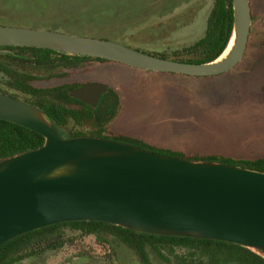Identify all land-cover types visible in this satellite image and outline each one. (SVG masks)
<instances>
[{"label":"water","instance_id":"95a60500","mask_svg":"<svg viewBox=\"0 0 264 264\" xmlns=\"http://www.w3.org/2000/svg\"><path fill=\"white\" fill-rule=\"evenodd\" d=\"M231 8L228 43L205 63L44 28L0 25V47L50 50L149 72L216 76L234 69L248 45L250 1L231 0ZM106 90L88 83L69 95L95 107ZM0 120L44 139L39 148L0 160V246L46 226L95 221L149 235L226 242L264 259V172L169 157L87 135L70 137L42 110L2 92Z\"/></svg>","mask_w":264,"mask_h":264},{"label":"rangeland","instance_id":"374dc122","mask_svg":"<svg viewBox=\"0 0 264 264\" xmlns=\"http://www.w3.org/2000/svg\"><path fill=\"white\" fill-rule=\"evenodd\" d=\"M99 1L104 7L100 22L73 25L70 30L77 32L74 35L115 41L142 53L169 57L203 36L213 2ZM176 2L177 6L172 7ZM36 3L38 0L25 6L17 0L11 7L0 0V25L30 27L35 19L18 13L5 17V11H32ZM253 5L250 7L251 11L254 8V25L245 56L256 51L263 57H250L248 63L242 59L227 73L195 77L149 72L111 61H90L84 68L70 71L67 78L38 80L33 85L52 88L88 81L115 87L120 108L116 120L106 126L108 136H128L156 149L185 155H222L236 158L230 159L237 162L244 161L237 159L240 157L263 155L264 63L253 61L264 60V0H253ZM36 74L44 75L40 71ZM0 89H6L1 75ZM66 128L73 132L92 131L89 125L78 127L72 123ZM66 236L68 243L60 250L19 264H140L131 251L111 238L115 256L109 259L107 246L97 243L95 237L69 231ZM150 258L151 264H164L152 254Z\"/></svg>","mask_w":264,"mask_h":264},{"label":"trees","instance_id":"16d2710c","mask_svg":"<svg viewBox=\"0 0 264 264\" xmlns=\"http://www.w3.org/2000/svg\"><path fill=\"white\" fill-rule=\"evenodd\" d=\"M34 1L21 0L23 4L19 5L26 6ZM249 1L250 6H254L253 0ZM3 3L14 7L17 0H3ZM38 3L36 9L32 11L26 9L24 13L8 9L10 12L5 11V17L8 16L7 14L18 13L17 15L21 16L25 14V17L35 19L31 22L30 28H44L73 34L77 33L70 30L73 25L100 22L104 12L99 0L94 3H88V0H38ZM175 6L177 2L172 7ZM253 10L251 28L254 25ZM232 19L231 0H213L204 34L200 39L173 52L170 57L156 54L154 56L185 63L210 62L225 49L231 33ZM0 50L18 53V55L0 54V75L6 83V89H0V92L42 110L58 127L66 128L67 124L72 123L73 126L89 125L92 128V131L87 133L67 130L70 137L88 134L87 136L90 137L127 144L169 157L220 162L264 172V158L237 162L223 158L221 155H185L182 152L156 149L132 137L106 135L105 125L115 117L118 110V99L111 91H108L104 98L106 111L100 117L92 109H76L68 104L70 102L68 92L75 86L37 88L33 85L38 80L64 78L70 71L77 70L90 61L105 63L108 62L106 60L56 55L50 50L35 48L0 47ZM251 54L253 55L246 56H259L256 51ZM38 71L44 75L38 76L36 74ZM43 143L44 139L41 135L0 120V160L39 148ZM67 231L79 233L84 237H95L97 243L107 246L109 259L115 256V251L109 243L111 238L131 251L140 264H151L150 254L164 264H264L263 258L234 244L149 235L95 221L64 222L19 235L0 246V264H19L28 259L41 257L48 252L60 250L68 243Z\"/></svg>","mask_w":264,"mask_h":264},{"label":"flooded vegetation","instance_id":"af4514ba","mask_svg":"<svg viewBox=\"0 0 264 264\" xmlns=\"http://www.w3.org/2000/svg\"><path fill=\"white\" fill-rule=\"evenodd\" d=\"M14 54H16V55H18V53H16V52H13ZM11 55V54H10ZM85 66L84 65H82V66H80L78 69H81V68H84ZM68 74H70V73H68ZM68 77V75L66 76V77H64V78H67ZM60 78V77H59ZM52 79H58V78H52ZM60 79H62V78H60ZM88 83V81L87 82H81V83H74V84H71L72 86H75V88H77V87H80V86H82V85H85V84H87ZM99 84H101V83H99ZM104 85V84H103ZM61 86V85H60ZM75 88H72V89H75ZM72 89H70L69 90V92L72 90ZM108 91H111V92H113L115 95H116V97H117V99H118V110H117V113H116V115H115V117L113 118V119H111L107 124H109V123H111L113 120H115L116 119V117H117V115H118V113H119V108H120V99H119V97H118V95H117V93L115 92V87L113 88L112 86H110L109 88H107V90H106V92L98 99V102H97V104H96V106L95 107H91V106H89V105H86V104H84V103H82L81 101H79V100H77V99H75V98H73V97H71L70 95H69V92H68V96H69V98H70V102H68V104L71 106V107H73V108H76V109H80V108H85V109H92V110H94V111H96L97 112V114L101 117V114H103V113H105V111H106V104H104V101H105V96L107 95V92ZM97 123V122H96ZM107 124L105 125V128H106V126H107ZM68 125V124H67ZM70 131V130H69ZM71 132H73V131H71ZM84 133V132H83ZM86 135H88V134H86Z\"/></svg>","mask_w":264,"mask_h":264},{"label":"crops","instance_id":"0c3cea01","mask_svg":"<svg viewBox=\"0 0 264 264\" xmlns=\"http://www.w3.org/2000/svg\"><path fill=\"white\" fill-rule=\"evenodd\" d=\"M255 59H261L260 57H263V56H253ZM247 59V60H244V59ZM249 56H245L243 57V60H244V63H248L249 62ZM253 62L255 63H264V60H254ZM119 114V113H118ZM118 116V115H117ZM117 118V117H116ZM116 120V119H115ZM222 156V155H221ZM228 158H232V157H228ZM261 158H264V154L263 155H259L257 157H254V158H251V157H240V158H237V159H241V160H256V159H261ZM232 159H236V158H232Z\"/></svg>","mask_w":264,"mask_h":264}]
</instances>
